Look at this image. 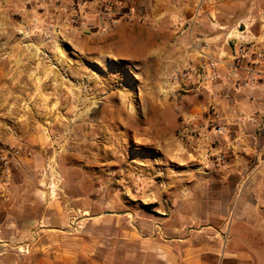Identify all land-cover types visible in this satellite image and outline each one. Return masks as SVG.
Returning <instances> with one entry per match:
<instances>
[{
	"label": "crops",
	"instance_id": "1",
	"mask_svg": "<svg viewBox=\"0 0 264 264\" xmlns=\"http://www.w3.org/2000/svg\"><path fill=\"white\" fill-rule=\"evenodd\" d=\"M26 1L0 0V117L17 124L31 151L0 190V264H264V203L248 198L251 177L264 174V1L135 0L134 18L116 9L119 20L104 35L107 21L87 3L83 41L59 22L64 41L90 57L99 39L96 51L145 69L167 66L174 48L182 68L217 63V79L183 102L185 113L199 117L201 152L198 165L179 176L171 167L191 163L186 155H133L129 165L108 155L107 139L94 136L97 125L86 118L90 86L78 78L86 75L85 58L57 57L52 69L37 49L26 55L13 42L15 15L60 21L75 0ZM242 52L248 54L237 69ZM252 78L248 89L235 86ZM72 97L83 110L74 125L58 116L61 100V109L75 110ZM210 124L227 132L216 135ZM13 142L0 137V145ZM208 150L223 151L226 161L205 162Z\"/></svg>",
	"mask_w": 264,
	"mask_h": 264
},
{
	"label": "rangeland",
	"instance_id": "2",
	"mask_svg": "<svg viewBox=\"0 0 264 264\" xmlns=\"http://www.w3.org/2000/svg\"><path fill=\"white\" fill-rule=\"evenodd\" d=\"M106 1L109 0H92L89 2L93 3L94 7L96 6L98 13L96 18L97 20L100 19L99 22L107 21L106 15L100 10L106 5ZM33 2L34 0L26 1L28 5ZM262 5L264 9V3ZM86 7L87 5L84 9ZM84 9L81 8L80 11L74 12L70 8V15L62 16L60 21L41 17L27 18L25 12H22L25 15L21 13L15 15L18 27H14L16 35L13 42L21 43L27 51L26 55L32 54L34 49H37L39 55L44 58V64L52 69H56L58 66L57 63H52L57 61V57L69 56L71 58H83V60L85 58V63L82 65L86 75H80L78 78L82 83L85 81L87 87L90 86L88 89L90 91L91 110L86 113V118H91L94 120L93 123L97 125L93 126L95 129L94 136L102 134L107 139L108 155H117L127 165L132 163L133 155H153L158 161L163 158L166 150L175 152L177 155H186L192 160L191 163L180 166L177 164V167H171L172 173L178 176L181 174L179 170L182 167L198 165V154L201 152V147L195 141V133L198 134V132L194 130V127L198 124L199 117L185 113L183 102L187 98L197 97L200 94L174 89L169 80L170 72L173 69L183 67V60H180L178 53L179 49H173V52L176 51V53L173 58H167V66L152 63L147 69L139 64L125 62L96 51L94 46L99 45V39L92 43L91 57L87 56L78 48L64 41L63 35L65 36L66 32L59 23L62 21L63 25L68 24L69 27L76 29L78 40L83 41L85 31L90 29L87 24L83 25L86 18L83 14ZM50 26L54 27V31L51 30ZM99 31L101 35H104L101 28ZM169 36L168 33V38H170ZM258 59L264 61V52L258 55ZM70 72L69 69H63L67 81L71 82L75 79L76 82L77 78L69 75ZM48 97L54 102L58 100V97L55 96ZM46 101L49 103V100ZM77 101V99L73 101L76 103V108L73 111L66 108L61 109L65 103L64 100L58 103V109H60L58 116L64 117L65 120L70 118L71 121H68L73 125L79 123V115L83 120V110L78 106L79 102ZM23 105L26 107V103ZM72 119L75 121L73 122ZM100 119L103 122L101 126L98 125ZM187 121H191L190 126L185 124ZM50 123V121L46 122L47 128H52ZM218 126H223L226 129L225 133L227 132L224 125L214 127L211 125L210 128L214 130V134L215 128ZM49 131L47 129V133ZM56 131L55 128L54 132ZM18 135L21 136V133L17 124L5 122L0 117V137L14 138ZM191 142H194V145ZM202 157L205 162L215 163H222L227 159V155L223 151L215 154L208 150ZM170 166L168 163L167 168L169 169ZM156 178L161 180L162 175ZM251 179L253 181L248 198L251 200L259 198L264 203V174L257 180L255 177H251ZM262 211L264 213V209Z\"/></svg>",
	"mask_w": 264,
	"mask_h": 264
},
{
	"label": "built area",
	"instance_id": "3",
	"mask_svg": "<svg viewBox=\"0 0 264 264\" xmlns=\"http://www.w3.org/2000/svg\"><path fill=\"white\" fill-rule=\"evenodd\" d=\"M92 0H76L71 7V11L78 12L81 8H84L87 3ZM127 9L125 18L131 20L134 18L135 11V0H109L106 1V5L101 7L100 10L106 15L107 23L101 26L103 34L109 31L115 26L119 20V12H115L116 9L121 10ZM123 15V14H122ZM84 25V24H83ZM51 30L54 31V27L50 26ZM248 52H242L239 57L235 58V68H239V63L243 58L246 57ZM207 69L210 70L208 74ZM236 69V70H237ZM236 70L231 72L230 76L237 77ZM218 66L216 62H209L205 67L195 69L191 66L184 68H175L170 72L169 80L170 84L174 89H180L185 92H195L200 94L205 87L208 86L210 81L217 79ZM254 83V79L249 80H237L235 86L240 89H248ZM195 121V119H192ZM191 121H187L185 124L190 126ZM226 129L223 126L215 128V134L222 135ZM14 142L11 145H0V190L3 191L8 189L13 183V167L20 160V157L25 153L31 155V151L26 148L24 141L20 135L14 137Z\"/></svg>",
	"mask_w": 264,
	"mask_h": 264
}]
</instances>
